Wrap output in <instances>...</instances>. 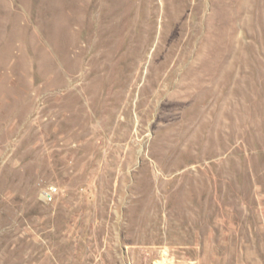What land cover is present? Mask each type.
Segmentation results:
<instances>
[{
  "label": "rangeland",
  "instance_id": "1",
  "mask_svg": "<svg viewBox=\"0 0 264 264\" xmlns=\"http://www.w3.org/2000/svg\"><path fill=\"white\" fill-rule=\"evenodd\" d=\"M250 1L0 0V264H264Z\"/></svg>",
  "mask_w": 264,
  "mask_h": 264
},
{
  "label": "bare ground",
  "instance_id": "2",
  "mask_svg": "<svg viewBox=\"0 0 264 264\" xmlns=\"http://www.w3.org/2000/svg\"><path fill=\"white\" fill-rule=\"evenodd\" d=\"M192 1L194 0H113L112 12L114 21L116 22V24H118V26L122 27H127L126 25L129 23L127 13H129L130 10L133 11L138 8L142 9L141 11L144 15H147V17L149 16L148 18L149 20H151V23L152 19L158 16H161L164 21L165 18L168 17L170 14H172V16L174 14H177V18L178 15L181 14V18L190 17V26H193V23H195V20L198 18L199 13L196 10V8L198 7V3ZM250 4L255 5L257 3H254V1L252 0L250 1ZM187 12H189V14ZM147 22L148 21H146V23ZM195 25L196 24H194V28Z\"/></svg>",
  "mask_w": 264,
  "mask_h": 264
},
{
  "label": "built area",
  "instance_id": "3",
  "mask_svg": "<svg viewBox=\"0 0 264 264\" xmlns=\"http://www.w3.org/2000/svg\"><path fill=\"white\" fill-rule=\"evenodd\" d=\"M55 191V189L53 188H50L49 191L47 192V196H48V201H51L52 200V197H53V192Z\"/></svg>",
  "mask_w": 264,
  "mask_h": 264
}]
</instances>
